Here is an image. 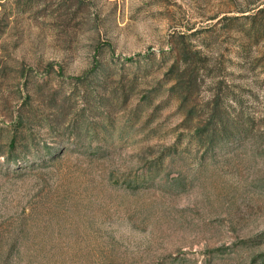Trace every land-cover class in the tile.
<instances>
[{
    "label": "rangeland",
    "instance_id": "374dc122",
    "mask_svg": "<svg viewBox=\"0 0 264 264\" xmlns=\"http://www.w3.org/2000/svg\"><path fill=\"white\" fill-rule=\"evenodd\" d=\"M260 9L0 0V264H264ZM173 46L209 66L185 101Z\"/></svg>",
    "mask_w": 264,
    "mask_h": 264
},
{
    "label": "trees",
    "instance_id": "16d2710c",
    "mask_svg": "<svg viewBox=\"0 0 264 264\" xmlns=\"http://www.w3.org/2000/svg\"><path fill=\"white\" fill-rule=\"evenodd\" d=\"M22 2L23 0H17ZM81 1L80 4H82ZM264 13V9H260L253 18H256L257 15ZM184 35H181L183 39ZM172 51L174 53V62L171 66L170 75L173 76L176 80V86L180 88L182 93V101L186 100L194 91L199 89L200 79L204 75H209L208 64L206 63L207 58L203 57L198 50H190L186 46L177 47L173 46ZM210 78H215L214 76ZM213 107L208 108L206 112L198 113L195 110H188L187 112V122L193 121V119L198 120L199 123H205V127L198 126L195 129V133L203 139L204 136L208 138L209 143L216 142L218 135V128H221L223 134L229 136L227 132L226 122L222 119V112L219 110L218 101H213ZM205 113V114H204ZM207 115V117L205 116ZM222 119V120H221ZM198 123V125H199ZM17 135V134H16ZM14 136L10 145L15 147L17 144L18 136ZM233 135V134H232Z\"/></svg>",
    "mask_w": 264,
    "mask_h": 264
}]
</instances>
